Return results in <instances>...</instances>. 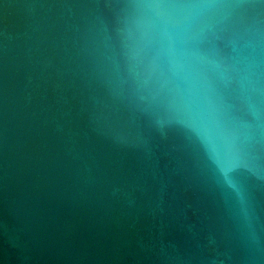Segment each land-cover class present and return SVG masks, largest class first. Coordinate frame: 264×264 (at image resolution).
Returning <instances> with one entry per match:
<instances>
[{
    "label": "water",
    "instance_id": "1",
    "mask_svg": "<svg viewBox=\"0 0 264 264\" xmlns=\"http://www.w3.org/2000/svg\"><path fill=\"white\" fill-rule=\"evenodd\" d=\"M0 264H264V0H0Z\"/></svg>",
    "mask_w": 264,
    "mask_h": 264
}]
</instances>
